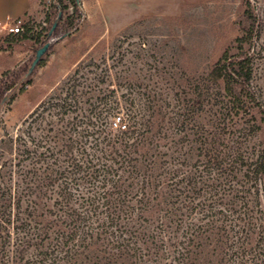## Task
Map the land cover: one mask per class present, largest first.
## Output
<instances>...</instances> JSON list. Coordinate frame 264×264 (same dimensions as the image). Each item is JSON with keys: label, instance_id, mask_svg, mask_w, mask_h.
Here are the masks:
<instances>
[{"label": "trees", "instance_id": "trees-1", "mask_svg": "<svg viewBox=\"0 0 264 264\" xmlns=\"http://www.w3.org/2000/svg\"><path fill=\"white\" fill-rule=\"evenodd\" d=\"M54 6L49 36L77 26L64 0ZM147 18L0 138V264H264L259 14L249 4L240 33L195 72L169 62ZM29 67L0 74V108Z\"/></svg>", "mask_w": 264, "mask_h": 264}, {"label": "rangeland", "instance_id": "rangeland-1", "mask_svg": "<svg viewBox=\"0 0 264 264\" xmlns=\"http://www.w3.org/2000/svg\"><path fill=\"white\" fill-rule=\"evenodd\" d=\"M54 1L31 0L28 11L20 18L23 29L17 34L9 32L6 24H0V74L8 68L29 67L41 45L39 38L51 42L44 53V62L32 72L31 83L0 108V138L7 132L15 136L29 113L73 72L78 61L109 56L115 37L143 16L148 17L143 28L150 32V39L158 41L169 62H177L178 67L189 72L204 71L240 33L239 20L250 4L260 18L253 48L255 82L264 97V0H78L77 11L72 0H64L69 6L65 12L74 15L77 26L65 34L61 28L49 36L51 23L57 16ZM27 29L30 35L25 37ZM131 40L134 43L138 36H132ZM127 45L125 42L119 46L118 52H123ZM254 139L264 143V123Z\"/></svg>", "mask_w": 264, "mask_h": 264}, {"label": "crops", "instance_id": "crops-1", "mask_svg": "<svg viewBox=\"0 0 264 264\" xmlns=\"http://www.w3.org/2000/svg\"><path fill=\"white\" fill-rule=\"evenodd\" d=\"M31 0H0V19L6 16L21 18L29 9Z\"/></svg>", "mask_w": 264, "mask_h": 264}, {"label": "built area", "instance_id": "built-area-1", "mask_svg": "<svg viewBox=\"0 0 264 264\" xmlns=\"http://www.w3.org/2000/svg\"><path fill=\"white\" fill-rule=\"evenodd\" d=\"M4 23L7 25L9 32L16 33L23 29V21L19 18H12L10 16H6L5 21L1 22L0 24Z\"/></svg>", "mask_w": 264, "mask_h": 264}, {"label": "water", "instance_id": "water-1", "mask_svg": "<svg viewBox=\"0 0 264 264\" xmlns=\"http://www.w3.org/2000/svg\"><path fill=\"white\" fill-rule=\"evenodd\" d=\"M78 1V0H77ZM62 14V11H59V14H58V17H57V20L60 18ZM57 21L54 23V26L56 25ZM53 26V27H54ZM49 41L48 42H45L42 46H40L37 51H36V56L34 58V60L32 61V64L30 65L29 67V70L28 72L26 73V75H29L33 70L34 68L36 67V65L38 64V61L40 59V57L43 55V53L47 50L48 46H49Z\"/></svg>", "mask_w": 264, "mask_h": 264}]
</instances>
